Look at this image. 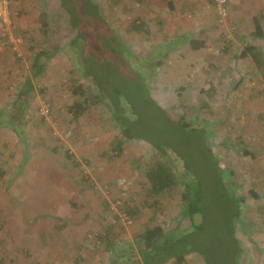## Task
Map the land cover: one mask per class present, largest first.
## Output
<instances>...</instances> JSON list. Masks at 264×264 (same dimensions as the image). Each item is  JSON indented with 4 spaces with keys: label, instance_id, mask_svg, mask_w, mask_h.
I'll list each match as a JSON object with an SVG mask.
<instances>
[{
    "label": "rangeland",
    "instance_id": "1",
    "mask_svg": "<svg viewBox=\"0 0 264 264\" xmlns=\"http://www.w3.org/2000/svg\"><path fill=\"white\" fill-rule=\"evenodd\" d=\"M8 1L14 37L21 40L14 49L0 27V110L14 108L31 75L32 48L44 42L39 32L32 36L42 11L64 50L34 81L32 98L25 97L17 113L22 131L0 127V264H113L154 224L188 235L185 264H242L252 237L244 227L259 222L243 199L253 172L264 167V77L250 57L238 53L251 43L264 54V37L253 34L255 18L264 29V0H227L236 18L229 9L224 23L214 0H171L173 8L167 0ZM161 1L159 10L154 3ZM134 21L146 23L148 32L131 30ZM179 31L204 37L206 53L199 56L185 44L169 52L171 42L161 34ZM219 60L226 65L222 72L212 68ZM84 71L113 99L76 123L67 113L76 98L68 86L72 79L83 81ZM43 103L51 108L50 120L41 114ZM116 111L182 153L178 168L185 172L187 162L192 196L201 197L204 217H195L196 224L203 222L200 228L182 216L180 178L164 194L152 193L146 171L166 159L153 146L131 140L122 154L114 149L120 134ZM181 115L196 128L190 135L171 121Z\"/></svg>",
    "mask_w": 264,
    "mask_h": 264
},
{
    "label": "trees",
    "instance_id": "2",
    "mask_svg": "<svg viewBox=\"0 0 264 264\" xmlns=\"http://www.w3.org/2000/svg\"><path fill=\"white\" fill-rule=\"evenodd\" d=\"M167 1L170 8H173V2L171 0ZM86 2H91V0H86ZM62 3H64V1H62ZM44 14L45 13H43L42 16H44ZM47 23L48 22L44 19L42 27L46 32L51 29L50 22L48 23L49 29H45ZM130 29L137 32H148L147 24L141 21H134ZM44 34L47 35L46 33ZM253 34L261 38L264 37V29L259 18H255V29ZM50 37L52 39L49 40V42L44 41L34 48L36 53L33 57L30 67L31 75L27 76L21 89L17 92L14 108L11 111L0 110V127H15L17 131H22L23 121L21 115L17 113L20 112L21 107L25 106V97L29 96L30 99L32 98L35 88L34 81L42 78L46 74L48 64L60 51L64 50V46L61 45L58 38H55L49 31V38ZM184 43L188 44L195 50L205 47L204 41L191 36H186V38H184ZM75 44L76 39H71L70 46L74 47L76 46ZM238 55L240 58L250 57L256 65L258 71L264 77V54L255 44H246L245 47L240 50ZM75 57L76 56H74V58ZM74 61L75 68L79 69V65L76 64L78 63L77 59H74ZM158 62L160 61L152 62L150 67L155 66ZM82 75L84 77L83 81L72 79L68 86L71 95H74L76 98L72 103H70V105H68L67 113L70 114L71 119L76 123L80 121L81 117L86 112L94 107L104 104L106 102L105 100L110 97V93H108L107 90H105L102 86L95 85V83L97 84L98 82L94 80L92 76H90L89 72L84 71L82 72ZM87 80H89V82L91 81L92 83L95 82L93 85L96 87L97 91L88 90L86 85ZM182 90L183 89H180L178 91L180 98L182 96ZM110 98L113 99V97ZM111 101H113L115 107H118L117 109H119V106H121L119 100L114 99ZM116 113L115 115L113 113V115L116 119L117 125L120 127V134L116 136L113 141L114 149L117 150L119 154H122L124 144L131 140H144L153 146L155 151L159 153L162 158L166 159L158 163L156 162L154 167L146 171V176L148 178L152 193L156 196L164 194L168 190L176 187L180 178L185 185V191L182 194V216L183 218L190 220L191 227L195 225V229L200 228L203 225V222L196 224L195 217L198 214L204 217V210L200 203H198L201 200V197L192 196L191 188H193L194 178H190L188 170L189 167L187 162H185V157L182 156L183 162H185L186 171L182 172L178 168V155H181L182 153L177 151V149H175L176 147L169 144L168 142H162L159 140L157 135L146 132L145 127H141L139 120L132 118L131 115H126L125 112L122 111H120V113ZM5 116H7V119H4ZM171 119L172 122L178 123L180 125V128L186 135H190L191 132L196 129L183 115L180 116V120L177 122L173 121V118ZM207 149H209L208 151L210 152V147ZM246 153H248V151H246ZM4 175L5 169L0 166V178L4 177ZM175 233V231H168L162 224H154L151 227L146 228L140 234L136 235V247L131 245L125 246L123 254L121 256L119 255L120 257L118 256V258L114 259L113 264H118L119 261V264H166L169 261H172L174 264H185L187 255L186 253L189 251V249L185 247V244L189 237L187 234L178 237ZM111 244L113 243L111 242ZM114 250H116V248H114ZM30 264L38 263L31 262Z\"/></svg>",
    "mask_w": 264,
    "mask_h": 264
},
{
    "label": "crops",
    "instance_id": "3",
    "mask_svg": "<svg viewBox=\"0 0 264 264\" xmlns=\"http://www.w3.org/2000/svg\"><path fill=\"white\" fill-rule=\"evenodd\" d=\"M237 3L240 4L241 0L237 1ZM151 4H152V1H151ZM154 4H155L154 6H159V10L164 7V3L162 1H161V4H157V3H154ZM174 4L175 3H173V7H174ZM228 5H229L230 13L232 14V16H234L235 11L233 10L234 9L233 2L228 1ZM43 13H45V12L42 11L41 18H39L40 20L37 19V21L35 20L33 22L35 25V26L34 25L33 26L36 28H33L35 30V32L32 34V36L36 35V33L39 32L41 35L44 36V39H42V40L45 42L46 41L49 42V31L48 32L44 31V28L42 27L44 19L48 23H49V21L46 18L45 14H44V16H42ZM242 14H244V12H242ZM238 17H239V15L237 16V18ZM37 22H38V24H37ZM181 22H184V20L181 19ZM181 22L179 23V25L182 24ZM48 23H47L45 29L46 28L49 29ZM192 27H193V25H192ZM44 33H46L47 35H45ZM174 33L175 34H173V35H167L166 33L161 34L164 40L168 39L171 42L172 49H170L169 52L174 51V52H172L173 54L176 51L177 52H179V50L181 51V49L183 48V45L185 44L184 38H186V36L196 37V38L205 42V47L200 48V49H196V50L191 48L188 44H185L186 46H189L190 49L194 50L195 52H199L198 53L199 56L202 55V53H201L202 51L205 52L208 49L209 43L204 37H198V36H195L193 34L185 33V31H179V33H176V32H174ZM37 46L38 45L34 46L32 49H34ZM172 53H168L167 55H171ZM205 57H206V55L203 56L202 61H199V62H201V65H203ZM157 65H158V63H157ZM217 65L218 66L222 65V67L219 68ZM225 66H226L225 63L222 64L221 60L217 61L216 65L212 64V68L216 69L219 72H222L224 70ZM48 68L49 67H47V70H48ZM263 115H264V113H263ZM253 174H254L253 178H252L253 179L252 180L253 185L248 189L249 191L246 193V195H244V193L242 195L245 196V200L243 199V201L245 202V208H246L248 214H253L254 216L259 217V222L258 223L254 222V224L248 223L247 226L244 227L245 232H247V233L250 232L252 234V237H251V239H247L245 242L247 254L245 255L246 260L244 259V261L241 262L242 264H264V175H263L264 174V167H261V169H259L258 173L253 172ZM249 194H250V196H249ZM251 198H252V200H251Z\"/></svg>",
    "mask_w": 264,
    "mask_h": 264
},
{
    "label": "built area",
    "instance_id": "4",
    "mask_svg": "<svg viewBox=\"0 0 264 264\" xmlns=\"http://www.w3.org/2000/svg\"><path fill=\"white\" fill-rule=\"evenodd\" d=\"M214 9L217 13V17L219 21L222 23L226 22L229 17V8L227 0H214ZM0 27L4 30L2 36L8 40V42L12 45L14 49L18 48V39L21 40L20 37L16 36L15 30H13L14 25L13 21L10 17L9 10V1L8 0H0ZM234 30V28L232 29ZM226 40L229 41L232 38L231 33H228L226 36ZM219 52V50H217ZM41 114L45 119L51 118V108L48 104L43 103L41 107Z\"/></svg>",
    "mask_w": 264,
    "mask_h": 264
}]
</instances>
